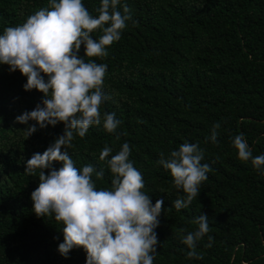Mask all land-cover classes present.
Instances as JSON below:
<instances>
[{
    "label": "trees",
    "instance_id": "trees-1",
    "mask_svg": "<svg viewBox=\"0 0 264 264\" xmlns=\"http://www.w3.org/2000/svg\"><path fill=\"white\" fill-rule=\"evenodd\" d=\"M82 3L96 16L101 0ZM48 4L0 0V35ZM125 4L133 20L108 46L106 57L93 58L107 65L103 90L110 99L101 114L114 112L121 124L115 133L101 123L84 137L74 134L67 151L75 166L103 169V179L94 175L93 180L98 188H110L112 174L99 154L105 145L113 155L123 143L130 145L129 159L143 176L142 191L153 205L164 201L153 264H264V166L258 170L239 160L232 144L243 134L254 156L264 154V0H121L118 9ZM101 34L96 30L92 36ZM79 56L84 57L83 45ZM26 82L19 70L0 64V264H86L83 248L61 255L63 225L33 211L39 170L26 175L27 160L42 154L65 126L37 125L26 137L23 131L35 121L19 124L16 117L43 99L35 89L25 91ZM217 122V142L206 143ZM185 141L199 143L205 151L202 163L212 170L198 197L177 210L174 201L184 194L156 161ZM201 214L209 218V232L195 246L202 259H190L181 238L195 230L192 219ZM180 228L186 232L178 233Z\"/></svg>",
    "mask_w": 264,
    "mask_h": 264
},
{
    "label": "clouds",
    "instance_id": "clouds-1",
    "mask_svg": "<svg viewBox=\"0 0 264 264\" xmlns=\"http://www.w3.org/2000/svg\"><path fill=\"white\" fill-rule=\"evenodd\" d=\"M120 3L101 0L93 16L82 0H49L47 7L22 24L6 27L0 35V64L27 78L25 91L35 89L43 94L41 103L17 116L15 122L29 125L35 121L23 131L26 137L37 131V125L40 129L58 123L65 126L63 134L42 154L35 153L27 160L26 175L34 176L39 170V185L31 193L33 211L62 224L64 240L59 253L67 257L73 248H83L86 264H153L159 244L155 229L164 210L162 199L153 205L142 191L143 176L129 159L127 142L114 155L108 145L99 154L112 174L110 188H98L93 180L94 175L96 180L103 179V169L97 171L91 164L77 168L67 151L74 134L84 137L91 126L101 123L106 132L115 133L121 124L114 112L101 114V105L110 99L103 90L107 65L93 59L106 57L108 46L121 39L127 22L133 20L126 4L122 11L118 9ZM96 30L102 34L94 39ZM82 45L83 58L79 56ZM220 127L219 122L212 126L206 143L217 142ZM232 144L239 160L250 161L258 170L264 166V154L254 156L243 134L236 135ZM204 157L199 143L187 141L167 155L160 153L156 164L170 172L175 188L184 194L174 201L175 209L188 208L198 197L212 170L202 163ZM54 162L62 167L55 169ZM208 219L205 214L194 217L192 224L197 227L181 238L190 249V259H202L195 246L209 232ZM208 240L207 247H211L213 237Z\"/></svg>",
    "mask_w": 264,
    "mask_h": 264
}]
</instances>
